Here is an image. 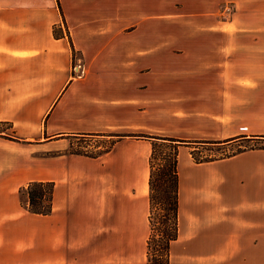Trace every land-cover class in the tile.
Listing matches in <instances>:
<instances>
[{
    "label": "crops",
    "instance_id": "obj_1",
    "mask_svg": "<svg viewBox=\"0 0 264 264\" xmlns=\"http://www.w3.org/2000/svg\"><path fill=\"white\" fill-rule=\"evenodd\" d=\"M172 2L0 0V264H147L152 142L142 135L235 138L172 134L177 94L191 92L175 63L208 70L212 51L171 35L161 14ZM72 50L83 76L71 73ZM80 136L114 144L71 152ZM177 170L169 264H264V149L203 163L178 154ZM30 182L52 184L49 215L20 203Z\"/></svg>",
    "mask_w": 264,
    "mask_h": 264
},
{
    "label": "rangeland",
    "instance_id": "obj_2",
    "mask_svg": "<svg viewBox=\"0 0 264 264\" xmlns=\"http://www.w3.org/2000/svg\"><path fill=\"white\" fill-rule=\"evenodd\" d=\"M172 1L173 11L161 14L162 21H170L177 27L171 35H175L178 41L194 37L207 40L206 48L212 50L206 64L208 70L195 64L189 74L188 70L192 68L188 62L178 60L175 63L181 73L178 75L189 79L186 82L184 77L178 78L181 82L178 88L191 92L179 91L177 94V120L172 134L235 137L219 144L210 139L179 140L178 154H190L192 158L194 151L196 158L223 159L264 149V139L253 138L264 135H252L253 131H264V0H201V6L197 5V0ZM190 10L203 12L193 14ZM180 48L177 45L176 52L179 53ZM180 57L183 56L178 55ZM71 73L77 77L86 73L81 54L74 50ZM6 129V126H0V131ZM99 136L76 137L70 151L90 155L108 147L111 138ZM162 151L168 153L167 149L160 147L156 152L159 159ZM154 163L156 167L159 160ZM163 215V207L156 206L153 211L155 221L159 223ZM159 238L154 236L149 251L153 264H157L159 258Z\"/></svg>",
    "mask_w": 264,
    "mask_h": 264
},
{
    "label": "trees",
    "instance_id": "obj_3",
    "mask_svg": "<svg viewBox=\"0 0 264 264\" xmlns=\"http://www.w3.org/2000/svg\"><path fill=\"white\" fill-rule=\"evenodd\" d=\"M119 137V136H117ZM151 140L152 152L149 158V227L150 237L147 242V264H153L149 259L152 240L155 235L159 238V258L157 264H169V248L171 242L175 241L178 235V147L179 140L152 136H143ZM158 142L160 144H158ZM219 144L220 142H212ZM114 141L109 146L90 156H100L107 153ZM162 147L168 153L161 152L160 159L156 152ZM194 152V151H193ZM191 153L195 163H203L218 160L219 158L198 157ZM235 155V154H233ZM230 155V156H233ZM228 156V157H230ZM222 159V158H220ZM159 163L155 167V161ZM52 189L51 183L30 182L22 187L18 194L20 203L26 207L30 213L49 215L52 211ZM156 206H162L164 210L163 218L156 222L153 211Z\"/></svg>",
    "mask_w": 264,
    "mask_h": 264
}]
</instances>
